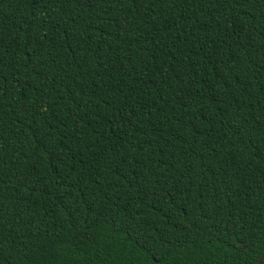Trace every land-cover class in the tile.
<instances>
[{
	"label": "trees",
	"instance_id": "16d2710c",
	"mask_svg": "<svg viewBox=\"0 0 264 264\" xmlns=\"http://www.w3.org/2000/svg\"><path fill=\"white\" fill-rule=\"evenodd\" d=\"M264 0H0V264H264Z\"/></svg>",
	"mask_w": 264,
	"mask_h": 264
},
{
	"label": "water",
	"instance_id": "95a60500",
	"mask_svg": "<svg viewBox=\"0 0 264 264\" xmlns=\"http://www.w3.org/2000/svg\"><path fill=\"white\" fill-rule=\"evenodd\" d=\"M261 259H264V254L263 255H260L258 258H257V261L261 260Z\"/></svg>",
	"mask_w": 264,
	"mask_h": 264
}]
</instances>
